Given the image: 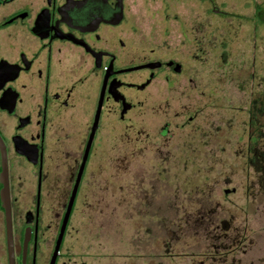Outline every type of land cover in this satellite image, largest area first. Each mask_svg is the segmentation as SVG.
Wrapping results in <instances>:
<instances>
[{
  "label": "rangeland",
  "instance_id": "obj_1",
  "mask_svg": "<svg viewBox=\"0 0 264 264\" xmlns=\"http://www.w3.org/2000/svg\"><path fill=\"white\" fill-rule=\"evenodd\" d=\"M233 1L226 6L231 17L211 14L205 20L207 61H191L192 82L180 77L169 109L150 113L137 135L140 141L125 144L117 122L112 133L108 127L100 134L89 167V175L98 171V194L91 202L90 188L82 190L81 196H89L73 211L60 262L237 264L250 259L254 237L256 246L264 247V128L252 152L247 141L249 112L263 106H252L251 99L264 88V0ZM130 3L147 42L181 54L189 47L196 51L179 28V20L188 26L200 19L203 6L196 0L175 4L178 18L167 20L157 11L158 0ZM187 115L192 118L180 127ZM163 121L169 127L166 137L158 136ZM13 164L11 172L20 169ZM21 166L26 175L29 168ZM26 208L15 205V214ZM225 220L227 233L241 232L245 244L214 255L213 244L230 242L211 235L216 225L225 227Z\"/></svg>",
  "mask_w": 264,
  "mask_h": 264
},
{
  "label": "flooded vegetation",
  "instance_id": "obj_2",
  "mask_svg": "<svg viewBox=\"0 0 264 264\" xmlns=\"http://www.w3.org/2000/svg\"><path fill=\"white\" fill-rule=\"evenodd\" d=\"M131 1L0 0V141L8 167L12 264H51L53 256L52 264H77L70 258V262L60 260L65 258L73 211L80 198L85 203L89 196L87 192L81 196L82 190L90 188L91 202L98 194V171L89 175V167L100 134L117 122L123 125L125 144L139 142L137 135L151 120L150 113L169 109L168 99L174 98L180 77L192 82L191 61L201 65L207 61L205 20L211 14L231 17L227 0H196L203 6L200 19L188 26L179 20L180 30L188 34V42L195 43L196 51L189 47V53L181 54L175 48L159 49L140 36L135 21L139 12L132 10ZM181 1L192 0H158L160 17L178 18L175 4ZM154 85L156 90L149 93ZM191 118L187 115L179 126ZM109 130L112 133L114 128ZM168 131V122L163 121L158 136L166 137ZM13 163L20 169L11 172ZM21 165L29 168L26 175ZM1 166L0 149V174ZM1 203L0 197L3 211ZM19 204L27 205L23 215L15 214ZM46 210L55 216H46ZM229 226L225 220L222 230L220 225L212 228L211 235L230 238L229 243L213 244L212 254L228 255L232 245L245 244L241 232L227 233ZM256 242L254 237L248 262L237 264H264V247ZM0 251V264H11L4 211Z\"/></svg>",
  "mask_w": 264,
  "mask_h": 264
},
{
  "label": "water",
  "instance_id": "obj_3",
  "mask_svg": "<svg viewBox=\"0 0 264 264\" xmlns=\"http://www.w3.org/2000/svg\"><path fill=\"white\" fill-rule=\"evenodd\" d=\"M0 149H1V157H2V166H1V174H0V181L2 183V188L0 190V197H1V204L2 208L4 211V216H6V235H7V246H8V252H9V258H10V263L12 264V233H11V203H10V195H9V185H8V167H7V159L5 156V151L4 147L0 141ZM75 191V190H74ZM74 193V192H73ZM72 201H73V196L70 199L69 204L66 207V211L64 214V219L62 222L60 234L56 243V248H55V253L57 251V248L59 246L62 234L64 232V229L66 227V223L68 220V216L71 211L72 207ZM54 257L52 258L51 264L54 261Z\"/></svg>",
  "mask_w": 264,
  "mask_h": 264
},
{
  "label": "trees",
  "instance_id": "obj_4",
  "mask_svg": "<svg viewBox=\"0 0 264 264\" xmlns=\"http://www.w3.org/2000/svg\"><path fill=\"white\" fill-rule=\"evenodd\" d=\"M262 83V82H261ZM251 105L255 106V104L263 105L261 110L259 112H252V110L249 112V121L247 123V127L249 130V137L247 139L248 141V149L250 152L253 151V145H257L259 147V143L261 140V136H259L261 131V128H264V88L260 89L259 92L255 97L251 99ZM251 106V108H252ZM253 135V136H251ZM264 142V141H263Z\"/></svg>",
  "mask_w": 264,
  "mask_h": 264
}]
</instances>
